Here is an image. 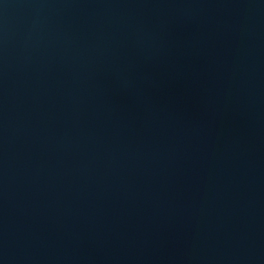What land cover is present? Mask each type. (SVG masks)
<instances>
[{
	"label": "water",
	"instance_id": "1",
	"mask_svg": "<svg viewBox=\"0 0 264 264\" xmlns=\"http://www.w3.org/2000/svg\"><path fill=\"white\" fill-rule=\"evenodd\" d=\"M0 264H264V0H0Z\"/></svg>",
	"mask_w": 264,
	"mask_h": 264
}]
</instances>
